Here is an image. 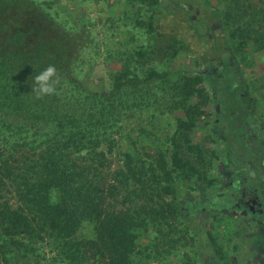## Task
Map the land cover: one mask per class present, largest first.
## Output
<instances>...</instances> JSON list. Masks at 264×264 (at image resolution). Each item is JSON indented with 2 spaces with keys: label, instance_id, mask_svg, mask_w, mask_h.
Returning <instances> with one entry per match:
<instances>
[{
  "label": "trees",
  "instance_id": "trees-1",
  "mask_svg": "<svg viewBox=\"0 0 264 264\" xmlns=\"http://www.w3.org/2000/svg\"><path fill=\"white\" fill-rule=\"evenodd\" d=\"M153 2L159 5V0ZM46 4L35 0H0V161L7 170L6 176H13L20 201L39 212L51 230L66 241H90L87 246L96 250L104 264H130V256L141 229L147 225V217L157 216L158 209L157 206L148 209L141 205L135 211L116 210L109 201L122 197L132 185L144 188L149 184H160L159 174H166L167 181L171 176L163 153L159 154L156 163L150 164L126 152L122 166L109 177L106 170L109 152L113 151V134L119 127L122 110L129 106L119 97L167 78L170 71L152 70L145 76L115 71L111 73L109 90H88L74 76L75 51L71 37ZM201 4L193 9L198 10L195 18L190 17L188 8L183 11L189 13L185 19L195 30L198 42H213L212 51L207 53L196 48L193 51L194 76L184 77L182 115L172 136V164L189 184L191 192L194 181L202 177L206 187H217L224 177L240 176L236 166L239 162H231L237 159L233 151L228 152L229 156L226 154L228 163L219 169L215 163L218 154L206 156L198 148L197 160H209L211 176L198 170L196 161L191 160V135L199 128L198 120L204 110H212L215 114V127L209 128L215 136H222L219 144L228 148L226 144L231 141L242 151L247 150L249 155L245 158L264 155V121L260 122L264 112L248 82L241 76L232 45L233 39L251 37L250 31L254 33L252 38L256 44L264 32L253 27L252 17L245 20V26L231 29L230 37L222 33V41H219L218 36L213 37V32L222 31L221 23L226 24L231 16L210 0H201ZM149 27L157 37H166L162 20L152 19ZM173 30L172 35L178 37ZM48 66L56 69L52 78L56 81L55 92L38 96L34 90L35 77ZM191 96L195 98L186 106V100ZM222 116L226 117L225 125L220 123ZM249 118L254 128L247 123ZM12 134L22 139V142L13 143L17 146L14 152L24 148L20 153V169L10 165L7 152ZM248 136L252 139L248 140ZM104 144L108 146L107 150L102 148ZM256 172V178L264 188L262 171ZM158 196L160 193L156 198ZM128 198L130 196L125 200H131ZM251 211L255 217L262 212L261 209ZM86 222L93 224V237L77 239L79 229ZM0 224L11 241H19L14 236L30 229L27 213L21 206L0 208ZM3 241L6 239L0 233V264H7V244ZM220 254L223 259L221 251Z\"/></svg>",
  "mask_w": 264,
  "mask_h": 264
},
{
  "label": "rangeland",
  "instance_id": "rangeland-1",
  "mask_svg": "<svg viewBox=\"0 0 264 264\" xmlns=\"http://www.w3.org/2000/svg\"><path fill=\"white\" fill-rule=\"evenodd\" d=\"M35 1L47 3L51 7L50 12L66 28L74 45V76L88 90H109L111 73L115 71L125 70L139 76L148 75L152 70L170 71L167 78L119 97L129 106L122 110L119 127L113 134V151L109 152L106 170L109 177L122 166L126 152L150 164L156 163L159 154L163 153L171 176L167 181L166 174H159L160 184H149L144 188L132 185L122 197L109 201L116 210L135 211L141 205L148 209L157 206L158 215L148 216L147 225L141 229L130 264H264V214L253 218L250 202L245 204L240 196L245 190L253 199L256 189L261 203L256 205L264 208V188L256 178L258 169L264 178V155L245 158L249 155L247 150L242 151L230 140L226 144L228 148L219 144L222 136H215L209 128L215 127V114L212 110H204V115L198 120L199 128L191 135V160L196 161L198 170L211 176L209 160H197L198 148L206 156L217 153L215 163L219 169L228 163L226 154L233 151L237 159L231 162H239L236 166L240 176L224 177L217 187H206L203 183L206 180L202 177L194 181L191 192L189 184L183 181L172 164V136L182 115L185 97L181 86L185 76H194L193 51L195 48L207 53L212 51L213 42H198L195 30L185 19L189 13L183 11L188 8L190 17L195 18L198 10L193 9L202 6L201 0H159V5L153 0ZM210 2L231 16L226 24L221 23L222 31L213 32V37L218 36L219 41H222V33L230 37L231 29L234 31L238 25L245 26V20L252 17L253 27L264 32V0ZM152 19L165 23L163 31L167 35L164 39L150 29ZM172 28L178 37L172 35ZM249 34L252 36L247 39H233L232 45L239 60L241 76L248 82L251 93L264 112V36L255 44L253 31ZM196 43L199 46H195ZM144 50L147 53L142 54ZM194 98L187 99L186 106L191 105ZM220 121L224 125L227 123L223 116ZM263 121L264 118L260 117V122ZM247 123L254 128L250 118ZM247 139L251 140L252 136ZM15 141L22 142V139L12 134L7 152L12 162L10 165L20 169V153L24 148L21 152H14V147H17L13 146ZM184 145L188 147L186 142ZM102 148L107 150L108 146L104 144ZM6 173L0 161V208L21 206L30 221L28 232L14 236L19 241H11L0 224V233L6 239L3 242L7 244V264H104L96 250L87 246L90 241H66L51 230L39 212L20 201L14 178L6 176ZM157 193L160 197L156 198ZM128 196L131 200H125ZM93 228L92 223H84L76 238L87 240L93 237Z\"/></svg>",
  "mask_w": 264,
  "mask_h": 264
},
{
  "label": "clouds",
  "instance_id": "clouds-1",
  "mask_svg": "<svg viewBox=\"0 0 264 264\" xmlns=\"http://www.w3.org/2000/svg\"><path fill=\"white\" fill-rule=\"evenodd\" d=\"M55 74L56 69L53 66H48L36 75L34 90L37 91L38 96L52 94L55 92L54 84L56 81L52 79Z\"/></svg>",
  "mask_w": 264,
  "mask_h": 264
},
{
  "label": "flooded vegetation",
  "instance_id": "flooded-vegetation-1",
  "mask_svg": "<svg viewBox=\"0 0 264 264\" xmlns=\"http://www.w3.org/2000/svg\"><path fill=\"white\" fill-rule=\"evenodd\" d=\"M241 194L243 196L245 204H249V202H250V207H251L252 210L256 211L258 209H261L262 212H261V214L258 217H262L263 214H264V208H261V206H259L258 208L257 207L255 208L254 205H253V204H256L258 202V199H257L258 193L256 192V189H255V193H254L255 194V198H253V199H252V196H248L247 191H245V190H242ZM258 204L260 205L261 203L258 202ZM258 217L253 216V218H255V219H257Z\"/></svg>",
  "mask_w": 264,
  "mask_h": 264
}]
</instances>
